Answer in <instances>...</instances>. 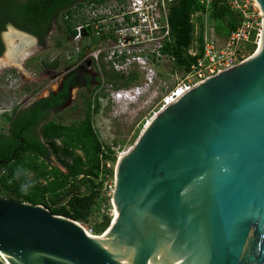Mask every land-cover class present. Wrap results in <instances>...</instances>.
Wrapping results in <instances>:
<instances>
[{
  "label": "water",
  "instance_id": "1",
  "mask_svg": "<svg viewBox=\"0 0 264 264\" xmlns=\"http://www.w3.org/2000/svg\"><path fill=\"white\" fill-rule=\"evenodd\" d=\"M255 1L257 51L162 108L117 159L104 234L0 197L7 264H264V0Z\"/></svg>",
  "mask_w": 264,
  "mask_h": 264
},
{
  "label": "built area",
  "instance_id": "2",
  "mask_svg": "<svg viewBox=\"0 0 264 264\" xmlns=\"http://www.w3.org/2000/svg\"><path fill=\"white\" fill-rule=\"evenodd\" d=\"M180 1L82 0L74 3L61 18V26L71 24L72 33L65 35L66 41L61 42V46H55L50 63L59 61L70 69L84 68L93 72L99 80L95 90H110V98L115 103L135 102L153 85L164 61L173 65V58L164 50L173 43L169 16ZM197 1L204 6L206 13L202 14L207 17L214 1L224 3L237 16L238 24L222 36L214 22H202V52L184 72L181 82L163 99L161 109L204 79L243 62L260 46L263 14L255 0ZM188 53L197 54L192 50ZM176 72L179 70L175 69ZM106 74L132 81L127 87H121L115 82L108 83ZM141 79H144L143 85L137 83ZM106 147L117 159L125 154L118 153L112 145ZM106 166L110 167L108 163ZM102 190L111 199L114 174L106 176ZM0 264H7L1 255Z\"/></svg>",
  "mask_w": 264,
  "mask_h": 264
},
{
  "label": "trees",
  "instance_id": "3",
  "mask_svg": "<svg viewBox=\"0 0 264 264\" xmlns=\"http://www.w3.org/2000/svg\"><path fill=\"white\" fill-rule=\"evenodd\" d=\"M79 1L82 0L69 2L74 4ZM65 11L64 8L61 18ZM204 12V6L197 0H182L171 9L169 22L173 43L164 51L173 58V66L179 71L186 72L190 64L196 61L202 52L203 35L200 14ZM209 16L217 32L222 36L229 34L238 24L237 16L220 1H214L209 10ZM71 26L66 23L65 26L60 27L64 34L66 33L65 35H69L72 33ZM46 32L31 31L40 39H43ZM61 45V41H56V47ZM191 49H196L195 56L188 53ZM253 50V47L250 48L249 53L252 54ZM43 66L56 70L61 64L59 61H54L45 62ZM106 81L127 87L132 80L115 74H106ZM63 97L64 94L60 95L57 102L62 101ZM45 102L46 100L39 101V103ZM98 108V104L93 107L90 92L86 96V110L81 121L63 125L52 120L41 127L39 137L32 140L26 138L27 142L23 144L20 140L25 139V136L21 134V131L29 125L31 128L36 127L39 118L24 114L6 117L5 121L9 124V128L5 134H0V162L2 163L0 189L14 197V200L43 205L53 215L65 217L79 224H87L98 200L102 203L107 202L102 190L103 182L106 176L113 177L112 166L117 161L116 155L104 146L93 127L92 116ZM51 157H55L66 172L53 166ZM108 162L110 167L106 166ZM2 168L3 172H1ZM30 175L32 178H29ZM110 223V217H104L102 228H96L95 232H105Z\"/></svg>",
  "mask_w": 264,
  "mask_h": 264
},
{
  "label": "rangeland",
  "instance_id": "4",
  "mask_svg": "<svg viewBox=\"0 0 264 264\" xmlns=\"http://www.w3.org/2000/svg\"><path fill=\"white\" fill-rule=\"evenodd\" d=\"M200 17L201 22H213L210 16L207 17L206 14L200 15ZM56 41L64 42L66 38L62 29L57 30L55 27L51 38L46 43V47L38 48L31 46L27 41H21L23 44H30L29 47L21 50L23 52L17 50L21 57L20 60H22L19 64L21 67H17L18 64L15 63V65H12L13 67H5L0 62V130L7 123L5 118L11 113L12 108L15 109L19 104H28L36 98L46 96L50 91L57 90L58 80L66 73L68 67L61 64L58 69L50 70L43 66L45 62H51V55L56 50ZM12 42L10 41L9 45ZM17 45L14 44V47L17 48ZM191 50L196 51V49ZM6 55L7 52L0 57V61L5 59ZM175 69L170 61H164L162 67L158 68L157 77L150 89L145 91L139 100L129 104L112 101L110 90H95L98 84L97 77L93 72H89V75L94 80L96 79L92 82L90 88L93 107L97 104L99 107L98 111L92 116L93 127L104 146L112 145L118 149V153H126L131 149L148 122L160 111L163 99L169 96L177 83L181 82L184 72L180 70L175 73ZM83 70L85 69L83 68ZM137 83L143 85L144 79L138 80ZM83 90L72 91L71 105L61 113L60 117L58 115L54 116L56 122L70 125L83 119L87 96ZM78 92L83 94L81 93L78 97ZM116 162L112 166L113 174ZM51 164L58 167L62 172H66L55 157H51ZM108 165H110L109 162ZM29 178H32V176L30 175ZM82 192H84V189H82ZM0 197L14 200V197L9 196L1 189ZM106 198V203L98 200L88 218V223L81 224L87 232L95 237L104 234V232H95L96 228H102L104 217L108 216L111 221L113 220L114 207L112 206V200L110 197Z\"/></svg>",
  "mask_w": 264,
  "mask_h": 264
},
{
  "label": "flooded vegetation",
  "instance_id": "5",
  "mask_svg": "<svg viewBox=\"0 0 264 264\" xmlns=\"http://www.w3.org/2000/svg\"><path fill=\"white\" fill-rule=\"evenodd\" d=\"M70 0H0V57L5 54L6 45H16L23 40L22 33L32 37L31 46L46 47V43L51 38L52 31L56 27L61 29V15L63 9L67 10L72 3ZM31 31H47L43 39H40ZM22 39V40H21ZM25 41V39H24ZM29 44V46H30ZM14 58L20 59L19 53L16 52ZM13 58V59H14ZM96 80V79H95ZM89 72L83 68H74L66 71L64 75L58 80V87L56 91H50L46 96L36 98L28 104H19L8 115L9 118L24 114L30 117L39 118L38 125L33 128L27 126V130L21 131L25 139H21L23 144L27 140L37 138L40 135L42 126L48 124L54 119L55 115L60 117L72 102V91L83 90L86 95L90 93L92 82L95 81ZM82 92H78V97ZM62 101L57 102L60 95H63ZM83 94V93H82ZM40 100H46L45 103H39ZM74 101V100H73ZM56 121V120H55ZM9 128V124L0 130V134H5ZM27 138V140H26ZM35 138V139H36ZM41 139V137H40ZM21 149V147H20ZM0 162V166H1ZM4 169L2 168L1 172Z\"/></svg>",
  "mask_w": 264,
  "mask_h": 264
},
{
  "label": "bare ground",
  "instance_id": "6",
  "mask_svg": "<svg viewBox=\"0 0 264 264\" xmlns=\"http://www.w3.org/2000/svg\"><path fill=\"white\" fill-rule=\"evenodd\" d=\"M22 36V35H21ZM22 38V37H21ZM22 40V39H21ZM26 47H29V44H23L22 42H21V45L20 46H17V48H15V47H13V48H10V50H9V54L5 57V59H3V60H1L0 62H2L1 63V65L3 64V66H5V67H11L14 63L15 64H18L17 65V67L18 66H20L19 64L22 62V60H20V59H13L14 58V55L13 54H15L16 52H18L17 50H23L24 48H26ZM21 52H23V51H21ZM22 56V55H21ZM19 57H20V55H19ZM21 58V57H20ZM4 64H6V65H4ZM14 64V65H15ZM0 65V66H1ZM4 67V68H5ZM13 67V66H12ZM21 67V66H20ZM114 215H113V219L116 217V211L114 210V213H113Z\"/></svg>",
  "mask_w": 264,
  "mask_h": 264
}]
</instances>
